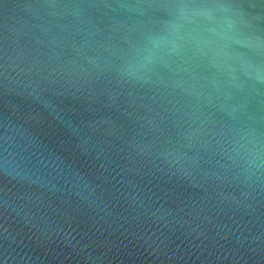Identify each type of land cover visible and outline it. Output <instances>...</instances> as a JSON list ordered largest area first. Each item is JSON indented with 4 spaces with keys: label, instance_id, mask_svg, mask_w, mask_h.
<instances>
[{
    "label": "water",
    "instance_id": "1",
    "mask_svg": "<svg viewBox=\"0 0 264 264\" xmlns=\"http://www.w3.org/2000/svg\"><path fill=\"white\" fill-rule=\"evenodd\" d=\"M0 264H264V0H0Z\"/></svg>",
    "mask_w": 264,
    "mask_h": 264
}]
</instances>
